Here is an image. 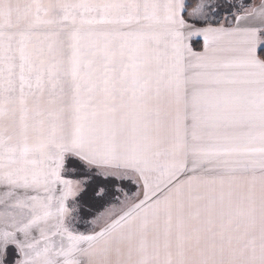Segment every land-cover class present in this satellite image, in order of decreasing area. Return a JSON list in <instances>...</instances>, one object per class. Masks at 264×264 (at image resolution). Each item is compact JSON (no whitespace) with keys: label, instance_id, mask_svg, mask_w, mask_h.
Listing matches in <instances>:
<instances>
[{"label":"snow or ice","instance_id":"1","mask_svg":"<svg viewBox=\"0 0 264 264\" xmlns=\"http://www.w3.org/2000/svg\"><path fill=\"white\" fill-rule=\"evenodd\" d=\"M0 264H264V0H0Z\"/></svg>","mask_w":264,"mask_h":264}]
</instances>
